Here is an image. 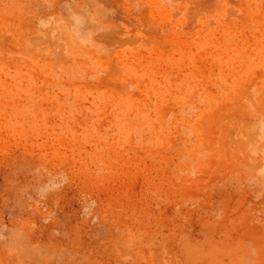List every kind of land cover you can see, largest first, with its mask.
<instances>
[{"label": "rangeland", "instance_id": "1", "mask_svg": "<svg viewBox=\"0 0 264 264\" xmlns=\"http://www.w3.org/2000/svg\"><path fill=\"white\" fill-rule=\"evenodd\" d=\"M0 250L264 264V0H0Z\"/></svg>", "mask_w": 264, "mask_h": 264}, {"label": "crops", "instance_id": "2", "mask_svg": "<svg viewBox=\"0 0 264 264\" xmlns=\"http://www.w3.org/2000/svg\"><path fill=\"white\" fill-rule=\"evenodd\" d=\"M20 243H22V241ZM15 251L17 250H14V252L0 250V264H23L22 251Z\"/></svg>", "mask_w": 264, "mask_h": 264}]
</instances>
